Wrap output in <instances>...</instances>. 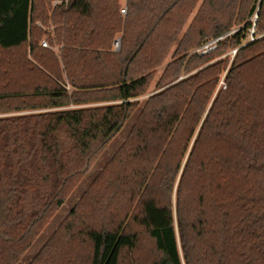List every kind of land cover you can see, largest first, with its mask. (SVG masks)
I'll use <instances>...</instances> for the list:
<instances>
[{"label": "trees", "instance_id": "16d2710c", "mask_svg": "<svg viewBox=\"0 0 264 264\" xmlns=\"http://www.w3.org/2000/svg\"><path fill=\"white\" fill-rule=\"evenodd\" d=\"M54 1L0 0V242L28 245L137 112L94 181L105 222L74 215L35 261L264 264V0H202L182 35L198 0Z\"/></svg>", "mask_w": 264, "mask_h": 264}, {"label": "rangeland", "instance_id": "374dc122", "mask_svg": "<svg viewBox=\"0 0 264 264\" xmlns=\"http://www.w3.org/2000/svg\"><path fill=\"white\" fill-rule=\"evenodd\" d=\"M202 0H198L196 3V6L192 12V14L189 17H186L182 20V26L180 28L179 34L182 35L189 27L193 15L195 14L197 7L200 5ZM127 14V13H126ZM125 15V14H123ZM253 24L256 23L257 20V13H254L252 15ZM251 20V19H250ZM240 26H233L229 31L226 33H223L222 35L214 38H209L206 41H204L201 45L193 48L192 50L188 51L186 54H180L179 56L187 57L192 54H206L198 51L202 46L205 44L212 43L213 45L218 46V43L222 40H225L226 38L232 36L235 32L239 30ZM251 37L249 36V39ZM256 38V37H255ZM252 41V40H251ZM121 47V38H120V44L119 47H116L115 41H114V50L120 51ZM212 49L210 52L216 49ZM235 48L230 49L228 52L224 53L223 55L216 56L213 58L220 59L223 57L230 56L231 59L233 58L235 52ZM170 58L166 60L168 62ZM163 70V67H160L158 69V76L160 72ZM157 78L155 81H157ZM223 77L220 81L219 85L224 86ZM153 89V88H152ZM148 96L144 95L141 96L139 99L143 100ZM137 112H135L131 118L126 122V124L123 126V128L117 133L115 138L112 140V142L106 146L104 150L97 156V158L91 163L90 167L88 168L87 172L83 175L80 182L76 185V187L71 190L69 193H67L65 197V201L61 207H59L53 215L48 219V221L45 223V225L40 229L36 237L28 244H21L20 242L10 241L9 243H1L0 242V264H47L46 263V256L42 260L35 261L36 257L40 254V252L44 249V247L47 245L48 241L55 236V241L62 244V240L56 238L57 232L68 222H70V219L72 220L74 218V215L79 217L80 220H83L84 222H90L93 223V225H100L101 223L105 222L106 218L103 215L104 211L102 210L104 206L105 195H104V184L98 182H94L96 177L104 171V169L107 167V164L113 159V156L116 154L119 147L124 142L127 133L134 121V117ZM117 166H115L116 168ZM95 184H94V183ZM123 194L119 195L117 198V206L118 209L123 212L127 210L131 205H129V199L128 196L130 195L128 187L124 186V190L122 191ZM137 204L134 203L130 209L131 213L136 212L137 210ZM74 212H77L76 214ZM130 229L133 231H137L140 234L141 242L139 245V248L137 251L133 252L131 256H135L136 258H140L142 260L151 258L154 256V246L153 242L148 238L147 233L143 227H141L139 224L132 222L129 220ZM56 234V235H55ZM74 245L67 246L68 248H73L75 245L78 244L79 247H85L84 242L82 239H78L73 243ZM63 250V249H62ZM23 252L22 254H18L19 252ZM62 251H57L53 254V259L55 260L53 264H56V262H61L62 259ZM129 254L127 253L124 256L123 263L122 264H131L128 261Z\"/></svg>", "mask_w": 264, "mask_h": 264}, {"label": "built area", "instance_id": "2783aa9c", "mask_svg": "<svg viewBox=\"0 0 264 264\" xmlns=\"http://www.w3.org/2000/svg\"><path fill=\"white\" fill-rule=\"evenodd\" d=\"M122 1L126 4L128 0H122ZM121 12H122V14H126L127 13V7L126 6L122 7ZM250 37H251L250 40H254L255 39L254 28L251 29ZM42 44L44 46H48V43L46 41H43ZM119 44H120V38L115 40L116 47H119ZM215 47H216V45H213L212 43H209V44H205L204 46H202L198 51H200L202 53H207V52L211 51L212 49H214ZM235 51L236 50H234V52Z\"/></svg>", "mask_w": 264, "mask_h": 264}, {"label": "crops", "instance_id": "0c3cea01", "mask_svg": "<svg viewBox=\"0 0 264 264\" xmlns=\"http://www.w3.org/2000/svg\"><path fill=\"white\" fill-rule=\"evenodd\" d=\"M58 2V0H56V1H54V5L56 4ZM122 3H123V7L124 6H126L127 7V3L125 4L123 1H122ZM37 24L39 25V26H41V27H43L44 28V26L42 25V23L41 22H37ZM49 31L50 30H53V26H50L49 28ZM51 35H53V33H51ZM118 38H121V35H119L116 39H118ZM43 41H46V39H44ZM47 42V41H46ZM52 49H54V50H56L57 52H58V46H55V47H51ZM59 53V52H58ZM70 88V87H69Z\"/></svg>", "mask_w": 264, "mask_h": 264}]
</instances>
